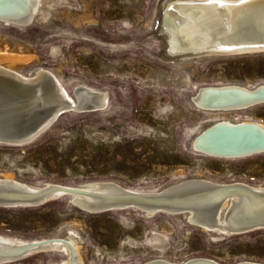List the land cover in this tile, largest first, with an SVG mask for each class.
<instances>
[{
  "label": "rangeland",
  "instance_id": "374dc122",
  "mask_svg": "<svg viewBox=\"0 0 264 264\" xmlns=\"http://www.w3.org/2000/svg\"><path fill=\"white\" fill-rule=\"evenodd\" d=\"M55 1L51 9L50 2L44 6L51 12L46 21L26 27L0 23V52L29 55L21 74L50 71L75 102L74 91L83 86L106 95L107 103L99 111L63 114L28 145L0 144V179L9 175L30 186L108 181L132 192L196 177L264 185V154L229 159L192 147L211 121L264 123V105L208 113L191 101L202 86L263 85L264 53L174 59L160 30L163 0ZM69 232L77 235L85 264H139L163 252L176 263L206 257L221 264H264V230L214 240L179 217L161 213L148 219L135 208L89 213L71 197L0 207V236L42 241ZM163 239L161 251L155 242ZM67 257L35 253L8 264H62Z\"/></svg>",
  "mask_w": 264,
  "mask_h": 264
},
{
  "label": "bare ground",
  "instance_id": "6f19581e",
  "mask_svg": "<svg viewBox=\"0 0 264 264\" xmlns=\"http://www.w3.org/2000/svg\"><path fill=\"white\" fill-rule=\"evenodd\" d=\"M54 1L0 0V17L3 19L13 18V21L16 22L12 23H36L46 21L51 12H49V10H45L44 6H46L47 2H50L48 8L51 9L50 7H55V3H57ZM160 4V30L168 40L167 43H169V48L172 49L171 53L169 52L171 58L188 60L203 57H232L264 53V0H163ZM222 8H224V13L220 12ZM6 21H8L6 24H11L9 23V20L6 19ZM0 23L4 22L0 21ZM172 51L175 54H173ZM28 56L29 55L26 57H20L13 54L10 55L7 52H0V79L3 80L2 83L5 81L8 84H11V88H8L9 86L7 87L0 82V93L4 92L8 98L10 92L13 91L15 93L9 98L10 101L8 104L6 102L7 99L0 97L2 119L5 121L4 126L12 132H16L13 130H16L18 125L20 127L23 126V128H18L17 132L21 133V131H23V133H25H21V136L29 135L27 139L31 138L37 131L43 129L44 125L57 111H50L48 114L44 113V115L40 116L38 122L34 123L32 121L21 119V111L17 106H15V104L18 103V100H26V98L29 97L31 101H28L29 103H32L34 98L36 105L38 104L39 98L47 101L45 105H49L53 101H57V110L72 108L78 105L77 102L70 98L66 90L62 87V85H60L57 78L50 71L40 69L29 76L21 74L19 70L20 65L25 64V61H30L32 59ZM223 86L243 90L245 89L248 91H252L259 87L264 89V84L253 89L236 84L202 86L196 90L192 99L195 98L194 102H199L198 98H200V94L202 93L201 91L206 88H218ZM83 89H86L88 94L87 98L90 100L89 101L87 99V103H90L96 108H102L106 105V95L89 88L84 87ZM207 99L212 101L214 97H209ZM27 106L28 105L26 104L25 107ZM30 108H32V106L29 105L28 109ZM47 108L48 107H46L45 110H47ZM252 108L254 107L241 110L239 112L248 111ZM201 111L208 113L235 112ZM27 113L31 114L30 112ZM19 117L21 118L18 119ZM11 119L14 121L12 122ZM228 126H232L235 129H229ZM255 129L261 131L263 134L264 123L251 120L230 119L211 121L207 124L205 130L201 131L195 137L192 142V147L194 151L212 157H230L229 159H236L231 157L243 154V158H248V154L251 155L252 153H256L258 149L257 145H261L263 143L262 136H264V134L261 135V133H257ZM226 155L227 157H225ZM253 155L254 154H252L251 157ZM0 183L27 186L28 189L35 193H42L54 187H72L92 192L94 195L106 193L110 194L109 192L114 191L117 192L116 194L122 196L130 194L142 195L145 199L153 198L152 196L159 198L162 196L182 198L181 196L192 192L208 190L209 186L219 188L244 186L249 189L264 192V185L257 186L244 182L220 183L204 177L189 178L165 188L147 192H136V190L135 192H132L131 190H126L127 188L123 189L120 185L108 181L86 183L81 186H65L50 183L45 184L44 186H30L23 185L22 183L15 181L12 176L6 175L3 179H0ZM3 189L8 190L9 188L4 186ZM60 196H62V192H54L50 194L49 198L54 199ZM261 197L263 199L259 201L257 199H252L248 194H232L231 196L224 198L213 212H211L209 207H206L207 209L205 208L207 205L204 207L202 206L205 203H202V205L193 204L188 205L187 207L182 206L177 208H168L173 210H167L166 208L163 209L162 207L154 208L155 206L152 207V204L147 203L141 205L121 204V206L116 207L120 208L119 210H123L133 205V208H135L144 218L148 219L154 218L161 213L179 217L192 227L200 229L205 234L210 235L214 240H224L226 238L244 235L245 232L253 233L264 230V196ZM71 199L73 200L74 205H78L85 209L104 208L102 201L100 200L101 198L99 197L96 198L95 196L86 197L73 195ZM212 201L218 200L213 199ZM250 208L253 212L256 209H259V212L254 215H261V218L259 220L254 218L257 221L255 223H252L254 220H250L248 223L245 222L246 224H244L243 219H245V217H241L240 214L244 211H251ZM208 221L210 222L208 223ZM0 239L20 244L22 243L23 245L39 242L12 239L3 236H0ZM54 239H57V250L53 252H64L68 256L65 260H63L62 264H85L81 252L82 245L74 232H69L64 237H57ZM165 244L166 239L155 242V246L161 251L165 248ZM30 253L32 255L35 254L34 252ZM37 253H39V251ZM203 262H207L209 264H221L214 259L206 257H192L181 263H176L172 261L169 256L164 254V252L163 254H159L156 257L143 261L139 264H200ZM237 264L263 263L241 261Z\"/></svg>",
  "mask_w": 264,
  "mask_h": 264
},
{
  "label": "water",
  "instance_id": "95a60500",
  "mask_svg": "<svg viewBox=\"0 0 264 264\" xmlns=\"http://www.w3.org/2000/svg\"><path fill=\"white\" fill-rule=\"evenodd\" d=\"M223 9L224 8L221 9L220 11L221 13H224ZM6 19L9 20V23H11L10 25H17V26H22V27L32 25V22L12 23V22H16V21H13V18H6ZM6 19L5 18L3 19L0 17V21H3L4 24L8 22L6 21ZM2 81L3 80L0 79L1 83ZM2 84L7 87L9 86L8 88H11L10 87L11 84H8L5 81ZM83 88L79 87L75 89L74 91L76 102L78 105L72 108L58 109L60 111L56 109L58 106L57 101L56 102L53 101L54 104L52 102L49 105H45L47 101L39 98L38 104L36 105L34 102V98H33L32 103H29L28 100L31 101L29 97H27L26 100H18V103L15 104V106H17L19 110L21 111V117H22V118L19 117L18 119L21 118L24 120L37 123L38 119H40V116L44 115V113L48 114L50 111H53V112L57 111L52 116V118H50L49 121L44 125L43 129L37 131L31 138H28V139L27 137L29 135L21 136L22 135L21 133H23V131H21V133L17 132L18 128H23V126L20 127L18 125V127H16V130H13L16 132H12L11 130H8L4 126L5 121L2 119V109L0 108V144H8V145H13V146H25V145L32 143L37 138H39L42 134H44L48 129H50L53 126V124L59 119L60 116H62L63 114L67 112H74V111L92 112V111L102 110V108L104 107L96 108V107H93L90 103H87V101L89 100L87 98L88 94L86 92V89H83ZM201 92L202 93L200 94V98H198L199 102H194L195 98L192 99V103L199 110H207L210 112L241 111V110L249 109L251 107H257L260 105H264V89H261V87L256 88L252 91H248L245 89L243 90L239 88L223 86V87H218V88H206ZM9 94H10L9 95V98H10L15 93L12 91ZM0 97L7 99L6 102L7 104L9 103L10 99L6 96L4 92L0 93ZM209 97H212V98L214 97V99L210 101L207 99ZM26 104L28 106L29 105L32 106V108L28 109V106L25 107ZM46 107H48L47 110H45ZM27 112H30L31 114ZM11 121L13 122L14 120L11 119ZM228 128L231 129L233 127L228 126ZM256 132L261 133V135L264 134V132L262 134V132L259 130H256ZM262 137H263L262 138L263 143L261 145H257L258 149L256 153H252L254 154L253 156L264 154V136ZM242 155L243 154L234 155L235 157H231V158L240 159L244 157ZM251 155L248 154L249 157H251ZM225 157H227V155ZM4 186L9 189L4 190L3 189ZM54 192L56 193L62 192V196L54 198V199L49 198L50 194ZM109 193L110 194L106 193V194L94 195L92 192H87V191L80 190L78 188H72V187H54L42 193H35L32 190L28 189L27 186H20V185L10 184V183H0V207L13 208V207H22V206H27V207L41 206V205L46 204L49 201H54L61 197H72L73 195H75V196H86V197L95 196L96 198L97 197L101 198L100 200L102 201L104 208L85 209L77 205V207H79L81 210L87 211L89 213H102V212H109V211H115V210L119 211L120 208H117L116 206H121V204H140L141 205V204H146V203L152 204V207L155 206L154 208L162 207L163 209L166 208L167 210H173V209H168V208H174V207L177 208V207H182V206L187 207L188 205H193V204L202 205V203H205L202 206L204 207L205 205H207L205 206V208L209 207L211 212H213L215 208H217V205L221 203L224 198H226L227 196H231L232 194H241V195H243V193L248 194L251 196L252 199H257L259 201L263 199L261 196H264L263 191L249 189L244 186H234V187H224V188L209 186L208 190L192 192L184 196H181L182 198H171L170 196L168 197L162 196L159 198L156 196H152L153 198L145 199L144 196L137 195V194H130L127 196H122V195L116 194L117 192H114V191L109 192ZM213 199H217L218 201H212ZM206 200L207 201L210 200V201L207 202ZM132 206L129 208L130 209L133 208ZM129 208H126V209H129ZM126 209H123V210H126ZM257 212H259V209H256L254 212L252 209L251 211L249 210L248 212H245V211L241 212L240 214L241 217H245V219H243L244 224H246L245 222L248 223L250 220H254L252 221V223L257 222L255 219L257 218V220H259L261 218V215H254ZM209 222L210 221H208V223ZM245 234H249V233L245 232ZM56 242H57V239H51V240L47 239V240H43L39 242H34L32 244L23 245L22 243L20 244L17 242H10L8 240L0 239V264H8V263H13V262L23 260L32 255L30 252L37 253L39 251V253L40 252L42 253V252L56 251L57 250ZM200 264H209V263L203 262Z\"/></svg>",
  "mask_w": 264,
  "mask_h": 264
}]
</instances>
